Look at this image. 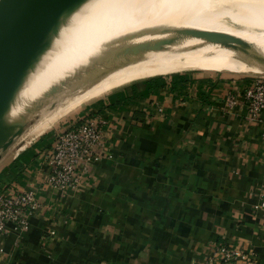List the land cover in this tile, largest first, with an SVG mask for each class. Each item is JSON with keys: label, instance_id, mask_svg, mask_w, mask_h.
Wrapping results in <instances>:
<instances>
[{"label": "crops", "instance_id": "obj_1", "mask_svg": "<svg viewBox=\"0 0 264 264\" xmlns=\"http://www.w3.org/2000/svg\"><path fill=\"white\" fill-rule=\"evenodd\" d=\"M220 71L182 91L142 80L85 107L68 127L100 115L107 146L73 191L46 183L53 139L29 172L1 167L40 206L24 229L7 223L0 264H205L222 242L249 260L220 264L264 258V111L228 107L250 79Z\"/></svg>", "mask_w": 264, "mask_h": 264}, {"label": "bare ground", "instance_id": "obj_2", "mask_svg": "<svg viewBox=\"0 0 264 264\" xmlns=\"http://www.w3.org/2000/svg\"><path fill=\"white\" fill-rule=\"evenodd\" d=\"M109 5L115 14H106ZM183 28L208 29L212 33L186 32L236 41H241L238 35L250 33L260 41L251 43L259 53L235 59L230 50L195 38L106 51L117 42L164 36L160 32ZM45 46L41 98L15 122L25 120L33 108L36 111L38 102L52 105L29 130L133 80L197 68L242 72L257 69L256 63L264 66V0H74L35 55ZM12 96L0 108V137L21 127L17 123L14 128L9 117Z\"/></svg>", "mask_w": 264, "mask_h": 264}, {"label": "built area", "instance_id": "obj_3", "mask_svg": "<svg viewBox=\"0 0 264 264\" xmlns=\"http://www.w3.org/2000/svg\"><path fill=\"white\" fill-rule=\"evenodd\" d=\"M250 81L240 93H226L225 102L228 107L241 102L247 115L257 118L264 111V75H254ZM157 106L158 109L161 108L160 105ZM104 124L105 119L100 115H91L78 124L56 132L48 160L50 169L46 176V183L50 187L61 191H73L78 188L89 163L100 159L106 151ZM39 206L40 202L33 188H0V234L8 230V222L15 229H24L29 214ZM245 260H249L247 252L222 242L211 246L205 264ZM253 262L264 264V258L255 259Z\"/></svg>", "mask_w": 264, "mask_h": 264}, {"label": "water", "instance_id": "obj_4", "mask_svg": "<svg viewBox=\"0 0 264 264\" xmlns=\"http://www.w3.org/2000/svg\"><path fill=\"white\" fill-rule=\"evenodd\" d=\"M74 0H0V108L21 83L23 73L35 55L37 48L53 29L63 12ZM159 37L133 42H117L113 48L120 51L150 44H165L171 39L195 38L208 45L231 51L235 59L259 53L247 41L226 40L180 30H165ZM243 72L264 75V66ZM22 128L9 132L1 145L6 148Z\"/></svg>", "mask_w": 264, "mask_h": 264}, {"label": "rangeland", "instance_id": "obj_5", "mask_svg": "<svg viewBox=\"0 0 264 264\" xmlns=\"http://www.w3.org/2000/svg\"><path fill=\"white\" fill-rule=\"evenodd\" d=\"M71 14L72 12L70 13V15ZM106 14L108 15L115 14L112 10L111 5H109ZM67 17H69V15ZM183 29L184 30L182 29H179V30L191 31V32L202 33V34L212 33L208 29H201V30H189L186 28H183ZM236 38L240 39L241 41H247L249 43H254V42L260 43V41H255L256 39L251 37L250 33H244V34L238 35ZM171 40L180 41L179 39H171ZM46 48L47 46H45L40 51V53H38L39 56L38 55L33 56L31 61L29 62V65L26 67L23 73L21 83L17 86L16 91H14L13 96H12V101L10 103V108H9V117L10 119H14V123L12 124L14 128H16L17 123H20L18 125L21 126L20 128H22V131L20 134L13 137V141L6 148H3L1 143L2 141L6 140L8 137L0 138V169L1 167L4 166L7 172L13 168H15L16 170L18 169L19 171L22 170L25 172H29L30 170L28 168L31 167L32 165L34 166V164L37 162V160L35 159L37 155L39 154L43 155L44 153L46 154L45 150L46 148L49 147V146L48 147L46 146L49 145V142L54 138V135L56 134V132L62 129H65L66 127H68V125L73 124L79 118V116H82L81 111H83L85 107H87L90 103L94 102L95 100L108 98L110 95H113L112 93H116L117 91L122 90L124 87L128 85H132L133 83H137L139 81L146 80V79L151 80V82L153 83L152 87H158L159 89L164 88V90H167V91H170L171 89H176L180 91L188 90L187 85L190 80H193L195 78L197 79L198 77L208 79L210 77V76H207L208 74L216 77L221 72L220 70L217 69L216 71H213L210 74V72L208 73L204 70L205 68H197V69H192V70L174 72L171 74H163V75H157V76H153L149 78L133 80L125 85H122L107 93H104L101 96L95 99H92L83 105L78 106L76 109H73L70 112L62 113L61 115L56 116L51 121L41 126V128L36 127L34 130L33 129L29 130L32 128V125L39 122V120L42 117V112L46 111L48 107L52 105V102L51 103H46L45 101L38 102L37 103L38 109L36 111H34L33 110L34 108H33L31 112L28 114V116H26L25 120H20L17 123L15 122L18 118H20L22 114H25L27 112V110L31 107V105L34 104L35 101H38L41 98V95H40L41 93L39 92V85L42 79V67L40 66V63L41 64L43 63L44 58L42 57H44L45 55ZM256 64L257 66L259 64L258 67H261L260 65H262L260 63H256ZM193 66H197V65H193ZM31 68H33V70L31 71L30 76H29V71ZM224 71L229 73L225 75H227V77H230V78L232 77L237 78V76L240 79L245 78V79L252 80V78H254V74L246 73L243 71L242 72L241 71L234 72V71H226V70ZM232 73H235V75H233ZM24 82L25 84L23 85L22 92L19 93L18 99L15 98L16 99L15 101L14 97L16 95V92L19 91L20 85ZM16 105H17V108H16ZM156 105L161 106L160 103H156ZM4 179H3V176L1 175L0 176V181H1L0 187H3L5 189H10L9 183L4 181Z\"/></svg>", "mask_w": 264, "mask_h": 264}, {"label": "trees", "instance_id": "obj_6", "mask_svg": "<svg viewBox=\"0 0 264 264\" xmlns=\"http://www.w3.org/2000/svg\"><path fill=\"white\" fill-rule=\"evenodd\" d=\"M1 182V181H0ZM0 188H2V187H0Z\"/></svg>", "mask_w": 264, "mask_h": 264}]
</instances>
